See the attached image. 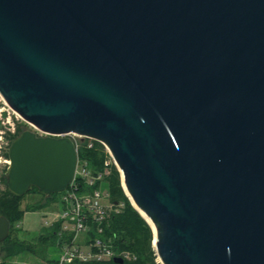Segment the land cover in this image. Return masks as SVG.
<instances>
[{
    "label": "water",
    "instance_id": "95a60500",
    "mask_svg": "<svg viewBox=\"0 0 264 264\" xmlns=\"http://www.w3.org/2000/svg\"><path fill=\"white\" fill-rule=\"evenodd\" d=\"M0 93L43 132L9 146L14 194L63 191L67 133L95 137L165 264H264V0H0Z\"/></svg>",
    "mask_w": 264,
    "mask_h": 264
},
{
    "label": "trees",
    "instance_id": "16d2710c",
    "mask_svg": "<svg viewBox=\"0 0 264 264\" xmlns=\"http://www.w3.org/2000/svg\"><path fill=\"white\" fill-rule=\"evenodd\" d=\"M23 130L24 129L19 128L14 138H16ZM79 154L81 157H86L89 160V166L93 170H104L106 152L104 145L100 141H95L94 146L88 147L87 140H83L79 148ZM5 171L3 178L7 183ZM120 174L121 172L118 167L113 164L110 167V172L105 176L104 185H106L109 190L110 200L115 207L117 204H123L124 206L119 210L115 209L111 211L108 220L103 223L104 230L101 236L110 240L115 252L124 256L125 260L123 263H117L114 261V258H110L108 260L98 261L91 264H156L150 242L152 236L151 229L140 211L130 201L124 200L125 192L122 188ZM34 191L39 192L37 187H33L27 193ZM53 194L50 196L45 195V200L41 202L40 206L37 205L35 209L38 207H51L53 203ZM22 197L23 195L14 194L9 188L0 196V214L7 216L11 222L8 237L3 242H0L1 252L5 251L6 253V256L4 257L6 259L2 260L1 254L0 264H8V258L22 252H42L45 248V241L47 238L50 235L56 234L60 228V225L57 223L52 226L50 233L47 232L46 234H42L35 240L19 238L13 230L19 228V222L22 220L25 212L28 211L27 207L23 208L21 206ZM96 228L97 224L94 223L91 232L92 235L97 234ZM56 261L57 259H54L50 262L54 263Z\"/></svg>",
    "mask_w": 264,
    "mask_h": 264
},
{
    "label": "built area",
    "instance_id": "2783aa9c",
    "mask_svg": "<svg viewBox=\"0 0 264 264\" xmlns=\"http://www.w3.org/2000/svg\"><path fill=\"white\" fill-rule=\"evenodd\" d=\"M67 135L75 141L78 162L72 181L63 190L61 207L53 202L52 206L45 210L47 215H51V222L47 225L54 226L57 223L60 225L56 234L63 250L61 257L49 264H91L114 258L119 254L115 252L111 241L101 236L104 230L103 223L108 220L114 205L110 200L108 188L103 189L102 185L113 164L120 171L121 168L104 141L77 132H69ZM85 139L88 147L94 146L95 141H100L104 145L106 152L104 170H93L89 166V160L79 154V148ZM7 161L9 164L10 159ZM94 223L97 224L96 235L91 233Z\"/></svg>",
    "mask_w": 264,
    "mask_h": 264
},
{
    "label": "rangeland",
    "instance_id": "374dc122",
    "mask_svg": "<svg viewBox=\"0 0 264 264\" xmlns=\"http://www.w3.org/2000/svg\"><path fill=\"white\" fill-rule=\"evenodd\" d=\"M19 128L26 129L30 128L38 131L39 133H43L39 128H37L33 123L26 120L16 109H14L8 101L4 98V96L0 93V196L5 192L7 187V183L4 181L3 174L8 166L9 159V146L12 142V139L16 135ZM121 172V171H120ZM122 188L125 192L124 200L130 201L135 207L130 193L127 191L124 183L122 172L120 174ZM102 188H107L106 185H102ZM64 191L56 192L53 194V202L58 204V207H61L62 202L61 198L63 196ZM45 200V195L40 192H29L23 195L21 199V206L27 207L28 211L25 212L22 220L19 222V228H15L13 231L15 234L19 236L21 239L27 240H35L40 235L50 233L52 230L51 225L49 224L51 215H47L45 213L46 207H38L35 209L37 205L40 206L41 202ZM123 204H117L115 207L113 205L112 210H119L123 207ZM137 208V207H136ZM138 209V208H137ZM139 210V209H138ZM140 211V210H139ZM143 215V213L140 211ZM146 219L147 224L151 229V246L153 249V253L155 256L156 264H165L160 255L156 250L155 240L157 236V232L152 224V222L143 215ZM62 245L57 234L50 235L45 241V248L40 253H32V252H22L13 257L7 259L8 264H49L51 260L59 259L62 255ZM6 256L5 251H2V259Z\"/></svg>",
    "mask_w": 264,
    "mask_h": 264
},
{
    "label": "bare ground",
    "instance_id": "6f19581e",
    "mask_svg": "<svg viewBox=\"0 0 264 264\" xmlns=\"http://www.w3.org/2000/svg\"><path fill=\"white\" fill-rule=\"evenodd\" d=\"M125 183V182H124ZM125 186H126V183H125ZM134 202H135V200H134ZM135 204L137 205V203L135 202ZM138 206V205H137ZM139 207V206H138ZM140 210L143 212V214H145L146 215V217L152 222V224H153V226H154V228H155V230H156V227H155V225H154V222L152 221V219L150 218V216L148 215V214H146V212L142 209V208H140ZM156 239H157V236H156ZM155 242H156V240H155Z\"/></svg>",
    "mask_w": 264,
    "mask_h": 264
}]
</instances>
